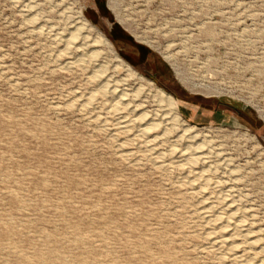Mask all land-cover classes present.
Masks as SVG:
<instances>
[{"label": "rangeland", "instance_id": "obj_1", "mask_svg": "<svg viewBox=\"0 0 264 264\" xmlns=\"http://www.w3.org/2000/svg\"><path fill=\"white\" fill-rule=\"evenodd\" d=\"M0 264H264V0H0Z\"/></svg>", "mask_w": 264, "mask_h": 264}, {"label": "bare ground", "instance_id": "obj_2", "mask_svg": "<svg viewBox=\"0 0 264 264\" xmlns=\"http://www.w3.org/2000/svg\"><path fill=\"white\" fill-rule=\"evenodd\" d=\"M82 25V27H84V28H88V30H92V27L90 26V25H88V22L84 19V21H83V23L81 24ZM83 29V28H82ZM79 30V29H78ZM77 30V31H78ZM86 31V30H85ZM81 32V31H80ZM89 32H91V31H89ZM97 33L94 35V37H95V40H96V44L98 43V44H101L103 47L105 46L108 50H110L111 49V45H110V43L98 32V31H96ZM79 35H80V33H79ZM79 35H77V36H79ZM73 38V37H72ZM76 39V38H75ZM76 41V40H75ZM69 43V42H68ZM66 45H67V43H66ZM69 46H70V44H69ZM94 46V45H93ZM76 47V46H75ZM86 47V46H85ZM72 48V47H71ZM70 48V49H71ZM84 48V47H83ZM82 48V49H83ZM88 48V47H87ZM91 48V47H90ZM93 57V56H92ZM171 57V56H170ZM170 57H167V59H170ZM89 59H90V56H89ZM94 60V59H93ZM92 61V60H91ZM95 61V60H94ZM92 63V62H91ZM90 63V64H91ZM97 66V65H96ZM101 69V68H100ZM99 69V70H100ZM126 71H128L129 73H131L132 72V69L128 66V65H126ZM97 73H95V77L97 78V75H96ZM100 73H98V75H99ZM134 74V73H133ZM104 75V74H103ZM105 76V75H104ZM103 76V77H104ZM94 77V78H95ZM98 79V78H97ZM96 79V80H97ZM100 79V78H99ZM139 79L140 80H143V78H141V77H139ZM108 83V82H107ZM112 83V82H111ZM110 83V84H111ZM148 84H150L151 85V83L150 82H148ZM109 85V84H108ZM106 87H108L107 86V84H106ZM112 89V88H111ZM210 88L209 87H206V86H204V88H202V90H203V92H205V94H209V93H214L212 90L210 91L209 90ZM110 90V89H109ZM124 93V92H123ZM122 93V94H123ZM156 93H157V95H158V97H159V99L161 100V102H163V103H165V105H166V107L168 108V112L169 113H166V114H168L170 117H168V118H165V117H167V116H165L164 118L165 119H169V121H171V125L172 126H174L175 128H177L178 129V119H180L179 117H178V114H177V105H176V103H175V101L170 97V96H168V95H166L165 93H163L162 91H160V90H157L156 91ZM112 94H113V92H112ZM111 94V95H112ZM107 95V94H106ZM116 95V94H115ZM118 95H120L119 93H118ZM156 95V96H157ZM139 97V96H138ZM122 99L123 98H121V101H122ZM118 104V103H117ZM117 104H115V106L116 107H118V105ZM123 104V103H122ZM126 104V103H125ZM125 104H123L124 106H125ZM113 108V107H112ZM120 108V107H119ZM121 109V108H120ZM139 109V108H138ZM136 110V109H135ZM114 111V110H113ZM122 111V110H121ZM137 112V111H136ZM117 114H118V112H117ZM120 114V113H119ZM165 114V115H166ZM125 119V118H124ZM126 121V120H125ZM168 121V120H167ZM167 121H165V122H167ZM127 122V121H126ZM126 122H124V121H119L118 122V125H119V127L121 128V129H126V127H127V123ZM139 122H140V128H141V130H140V132H138V133H141L142 134V137L145 135V136H148L149 135V133L151 134V129L152 128H154L155 127V125H150V126H148V125H146V123L144 124L143 122H144V118H140L139 119ZM149 122V121H148ZM169 123V122H168ZM132 124V123H131ZM137 124V123H136ZM179 124H180V122H179ZM183 124V123H182ZM134 125V124H133ZM157 125V124H156ZM180 126H181V129H178L179 130V136H178V139L180 140V141H185V142H187L188 144H191V143H195L197 140H198V134H195V132H194V130L192 129V128H182V125L180 124ZM159 127H161V126H159ZM185 127V126H184ZM132 129V128H131ZM176 129V130H177ZM157 130H159V129H157ZM126 131V130H125ZM128 131V130H127ZM176 132H178V131H176ZM140 135V134H139ZM206 137V136H205ZM153 138V137H152ZM144 139H146L145 137H144ZM149 139V138H148ZM153 140V139H152ZM204 143V142H203ZM147 144V143H146ZM153 144V143H152ZM152 144L150 143V146L149 147H151L152 146ZM155 144V143H154ZM149 145V144H148ZM147 145V146H148ZM193 145V144H192ZM205 145H203L202 147H201V144L199 145H197L196 147L194 146V147H192L191 145L189 146V147H187L186 148V151H184V152H182V153H180L179 155H180V158H185L186 157V159H185V161H187V163H193V162H202L203 164L207 161V156L203 153V150H202V148L204 147ZM148 147V148H149ZM153 147V146H152ZM205 148V147H204ZM179 158V159H180ZM184 160V159H183ZM206 163H208V162H206ZM187 167V166H186ZM191 167V166H190ZM193 168V167H192ZM197 176H198V173L196 174ZM199 176H201V175H199ZM200 193V192H199ZM200 195H203V194H201L200 193ZM202 199H203V196H202ZM209 199L208 198H205V199H203L202 201H201V204L202 205H200V208H199V210H200V213H201V215L202 216H204L205 218H206V220H207V223L209 224V225H212L216 230H217V236L215 237H210V238H208V243H209V246H210V248L211 249H213V250H215V251H220L222 248H226V249H229V250H231V251H233V253L231 254V256H232V259H234V260H237V258H239L238 257V254L239 253H237V251L236 252H234V249H232V248H234V245H235V241H234V239H236L235 238V236H240V237H245V239L252 245V242H254V240H255V238L254 237H252V236H248V235H246L245 234V230H243V227L242 226H244V225H241L240 224V222L236 219V214L234 213L235 211H234V207H233V205L229 202V200H226V199H222V205H223V210H224V212L227 214V216L226 217H219V216H216V217H214V215H212L213 217H210V215H211V213L209 212V210H212L213 209V207L212 206H210L209 204V201H208ZM215 208V207H214ZM199 213V214H200ZM209 213H210V215H209ZM223 216H225L224 214H223ZM240 218V217H239ZM203 220H204V218H203ZM245 224V223H244ZM208 227V226H207ZM213 227H212V229H213ZM247 227V226H246ZM250 227H252V225L250 226ZM210 228V227H209ZM248 229V228H247ZM213 231V230H212ZM249 231H251V230H249ZM215 231H213V233H214ZM246 233H250V232H246ZM216 234V233H215ZM208 235V234H207ZM212 236V235H211ZM208 237V236H207ZM207 239V238H206ZM246 242V241H245ZM248 245V244H247ZM255 245V244H254ZM252 247V246H251ZM236 248V247H235ZM237 249V248H236ZM235 249V250H236ZM228 250V251H229ZM230 251V252H231ZM239 252V251H238ZM219 253V252H218ZM228 254V253H227ZM227 254H225V255H227ZM220 255H224L223 253H221ZM240 255V254H239ZM245 256V255H244ZM224 256H222L221 258H223ZM242 257H243V255H242ZM242 257H241V259H242ZM220 258V257H219ZM225 259V258H224ZM230 260V259H229ZM223 262V261H222ZM225 262H226V259H225ZM240 262V261H239ZM234 263V262H233Z\"/></svg>", "mask_w": 264, "mask_h": 264}, {"label": "snow or ice", "instance_id": "obj_3", "mask_svg": "<svg viewBox=\"0 0 264 264\" xmlns=\"http://www.w3.org/2000/svg\"><path fill=\"white\" fill-rule=\"evenodd\" d=\"M101 27H103V24H101Z\"/></svg>", "mask_w": 264, "mask_h": 264}]
</instances>
